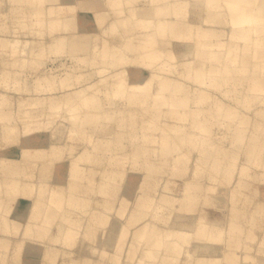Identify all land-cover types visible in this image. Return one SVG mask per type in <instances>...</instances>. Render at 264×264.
<instances>
[{
  "label": "bare ground",
  "instance_id": "bare-ground-1",
  "mask_svg": "<svg viewBox=\"0 0 264 264\" xmlns=\"http://www.w3.org/2000/svg\"><path fill=\"white\" fill-rule=\"evenodd\" d=\"M0 264H264V0H9Z\"/></svg>",
  "mask_w": 264,
  "mask_h": 264
},
{
  "label": "rangeland",
  "instance_id": "rangeland-1",
  "mask_svg": "<svg viewBox=\"0 0 264 264\" xmlns=\"http://www.w3.org/2000/svg\"><path fill=\"white\" fill-rule=\"evenodd\" d=\"M55 65H52V64H50V66L49 67H54ZM262 105L261 104H257L256 106H254V107H252V109L251 110H247V109H244V111H246V112H249L250 114H251V116L254 118V119H256L258 116H257V114H256V109L257 108H260ZM152 157L150 156V159H151ZM181 182V181H180ZM214 213H218V212H214ZM214 213H212V214H214ZM259 233V232H258ZM84 253H89V250L88 249H86V250H84L83 251Z\"/></svg>",
  "mask_w": 264,
  "mask_h": 264
},
{
  "label": "crops",
  "instance_id": "crops-1",
  "mask_svg": "<svg viewBox=\"0 0 264 264\" xmlns=\"http://www.w3.org/2000/svg\"><path fill=\"white\" fill-rule=\"evenodd\" d=\"M9 8V0H0V11H6Z\"/></svg>",
  "mask_w": 264,
  "mask_h": 264
}]
</instances>
